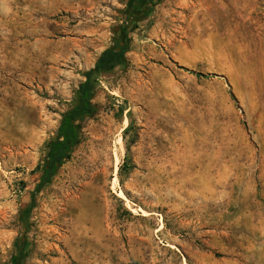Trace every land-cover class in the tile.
Here are the masks:
<instances>
[{"label":"rangeland","instance_id":"obj_1","mask_svg":"<svg viewBox=\"0 0 264 264\" xmlns=\"http://www.w3.org/2000/svg\"><path fill=\"white\" fill-rule=\"evenodd\" d=\"M117 36L125 61L41 184ZM21 240V264H264V0H0V264Z\"/></svg>","mask_w":264,"mask_h":264},{"label":"trees","instance_id":"obj_2","mask_svg":"<svg viewBox=\"0 0 264 264\" xmlns=\"http://www.w3.org/2000/svg\"><path fill=\"white\" fill-rule=\"evenodd\" d=\"M122 32L126 37L129 29L123 28ZM128 51L127 41L124 42L117 36L114 46L102 54L94 68L84 73V81L79 85L76 100L61 115L55 136L46 144L44 160L36 167L41 184H49L60 168L71 159L72 153L81 143L82 124L98 111L95 99L100 90V79L121 65ZM128 166L125 164L122 169L132 168ZM25 244L22 240L19 242V260L16 264H21L24 260Z\"/></svg>","mask_w":264,"mask_h":264}]
</instances>
